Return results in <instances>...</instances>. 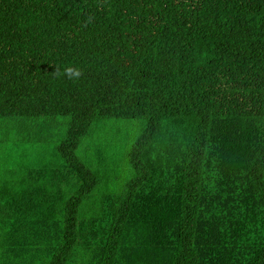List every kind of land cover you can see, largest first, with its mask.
Here are the masks:
<instances>
[{
  "label": "trees",
  "instance_id": "1",
  "mask_svg": "<svg viewBox=\"0 0 264 264\" xmlns=\"http://www.w3.org/2000/svg\"><path fill=\"white\" fill-rule=\"evenodd\" d=\"M111 119L142 133L100 191L77 149ZM23 120L52 122V210L33 230L37 178L0 172V264H264V0H0L1 159Z\"/></svg>",
  "mask_w": 264,
  "mask_h": 264
},
{
  "label": "rangeland",
  "instance_id": "2",
  "mask_svg": "<svg viewBox=\"0 0 264 264\" xmlns=\"http://www.w3.org/2000/svg\"><path fill=\"white\" fill-rule=\"evenodd\" d=\"M57 121L63 123L61 118H58ZM18 122L7 123L4 126L3 131L7 130L9 137L4 138V158H0V172L4 171L5 175L15 181L18 194L21 188L19 182L22 181L24 176L28 177V175H31L37 178V182L33 184V189L42 193L46 203H40L37 199V203H40V205L35 204L28 207L22 204L27 211H31V214L27 213L26 219L34 230L39 229V227L43 228L38 222V210L41 207V212L44 213L47 209L48 211L52 210V205L50 204L52 199V165L54 167L57 155L55 154V143L52 142V122L48 121L50 123L45 124L44 128H40L38 132L34 123L25 120L17 124ZM13 130H16V132H13ZM141 133L142 125L137 121L111 119L96 125L91 135L89 146L93 149V144L97 143V140H102L104 144L103 158H106L107 164L113 172L107 176V182L113 188H110L109 184L105 182L100 186V191L122 187L132 178L133 174L127 162V153ZM43 139V143L40 144ZM89 146L88 141L83 140L82 145L77 149V155L84 162L87 161L88 157H93V167L99 168L100 165L97 163L96 153H94V149L92 153H89ZM48 219L51 221L52 216ZM46 233L51 237V241L48 240L47 244L52 246V227L48 228ZM50 254L43 256L36 252L35 255H28L27 258L31 264H47Z\"/></svg>",
  "mask_w": 264,
  "mask_h": 264
},
{
  "label": "clouds",
  "instance_id": "3",
  "mask_svg": "<svg viewBox=\"0 0 264 264\" xmlns=\"http://www.w3.org/2000/svg\"><path fill=\"white\" fill-rule=\"evenodd\" d=\"M61 75H67L69 79H79L82 75V72L79 69L73 70V68L68 67L61 72Z\"/></svg>",
  "mask_w": 264,
  "mask_h": 264
}]
</instances>
